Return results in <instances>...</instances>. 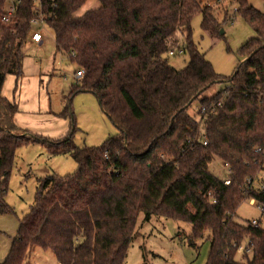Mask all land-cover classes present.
<instances>
[{
  "label": "trees",
  "instance_id": "trees-1",
  "mask_svg": "<svg viewBox=\"0 0 264 264\" xmlns=\"http://www.w3.org/2000/svg\"><path fill=\"white\" fill-rule=\"evenodd\" d=\"M86 1L41 2L56 49L84 70L68 98L95 93L120 128L100 146L74 142L73 117L72 132L56 140L15 123L19 105L2 89L8 74H23V47L39 8L22 0L6 24L8 0H0L6 32L0 42V215L15 212L6 193L19 148L38 142L52 157L69 155L78 165L72 174L39 179L35 202L0 264H23L33 246L53 250L60 264H126L140 212L147 220L157 215L191 223L188 239L195 247L209 232L205 264H264V210L257 226L237 217L246 198L264 206V12L249 0H234L256 38L241 45L249 58L225 89L205 95L223 76L192 40V20L201 13L202 28L222 36L212 5L98 0L101 6L76 15ZM177 49L189 55L179 69L168 60ZM196 100L206 108L199 119L188 112ZM70 104L62 116L71 115ZM215 158L229 163V184L209 169ZM246 238L252 256L241 261L236 253Z\"/></svg>",
  "mask_w": 264,
  "mask_h": 264
},
{
  "label": "rangeland",
  "instance_id": "rangeland-1",
  "mask_svg": "<svg viewBox=\"0 0 264 264\" xmlns=\"http://www.w3.org/2000/svg\"><path fill=\"white\" fill-rule=\"evenodd\" d=\"M249 2L256 9L264 12V0H249ZM202 3L214 7L224 30V34L220 37L212 36L205 31L201 25V13H197L192 20V40L206 54V58L212 62L215 70L223 76V80L204 92L205 95H212L218 90L225 89L229 84L228 78L244 63L246 58L241 55L239 49L248 39L256 38V32L242 15L235 12L234 0H202ZM99 6L101 5L98 0H87L85 5L76 11V15H82L87 10ZM41 30L44 33V44L37 46L30 39L26 41L23 47V74L20 78L8 74L2 89V92L7 93V97L15 98L18 105L21 101V106L25 108L22 112L25 114L21 116L23 126L28 127L26 129H31L35 134L56 140L66 136L68 129L72 132L73 117L77 127L73 140L80 146H100L109 137L120 135V128L102 109L95 93L78 91L68 98L73 85L78 81L76 77L78 67L66 54L56 49V34L47 22L43 27L41 26ZM168 60L179 69L187 64L189 55L187 52L176 53L169 55ZM39 75L42 79L37 82L34 77ZM26 78L32 80L36 86L35 88L28 86L27 91L22 95V84L25 83ZM39 83L41 86L38 89L42 91L41 95H39L40 91L36 90ZM25 95L27 98H24ZM69 101L71 115L64 117L61 113ZM34 104L37 107L35 113L27 114L30 111L28 106ZM199 108V100H196L188 108V112L199 119ZM16 155L6 193V201L15 212L0 215V263L8 255L13 238L19 229L20 219L35 202L39 179L51 173L66 176L74 173L78 167L73 157L64 154L52 157L38 142L19 148ZM224 162L220 158H215L210 163L209 169L220 178L227 176L228 170L223 166ZM237 217L239 221L258 220L261 217V209L257 207V203L251 204L246 198L237 209ZM138 220L136 235L128 249L126 264L206 263L210 250V241L207 238L209 232L195 247L189 243L188 236L192 231V225L187 221L157 215L147 220L144 212H140ZM248 240L246 238L239 246L236 253L238 260L244 261L247 254L252 256L251 252L245 251ZM23 264H60V262L53 250L33 246L30 256Z\"/></svg>",
  "mask_w": 264,
  "mask_h": 264
},
{
  "label": "built area",
  "instance_id": "built-area-1",
  "mask_svg": "<svg viewBox=\"0 0 264 264\" xmlns=\"http://www.w3.org/2000/svg\"><path fill=\"white\" fill-rule=\"evenodd\" d=\"M21 1L22 0H8V3L6 4L4 18L2 19L4 23L7 24L12 20V16L14 15V13L17 9V5L22 3ZM41 1L42 0H35L36 6L39 8V10H37L38 14L31 20L32 27L29 30L28 36H27V40L30 39L35 44H42L44 42L43 31L41 30V26L43 27L44 23L46 22V19H45V14L42 11V2ZM5 33L6 32L0 30V42L3 41V39H4L3 37L5 36ZM182 52H183V49L172 50V51H170V53H171L170 55L176 54V53L179 54ZM83 73H84L83 69L77 70V72H76L77 79H80L83 76ZM199 111L201 114H205L206 108L204 106H201ZM202 136L204 137V144H207L206 134H203ZM223 166L228 170V175H229L230 170H231L229 163L224 162ZM228 175L222 177L226 184L230 183V179H229ZM250 181L252 183H254V180L250 179ZM260 186L262 187V189H264V183H261ZM250 202H251V204L257 203L254 199H251ZM257 207L259 209H261V211L264 210V206L260 203H257ZM251 223L255 226L259 225V222L256 219H252ZM245 250H246V252L249 253V251H250L249 246Z\"/></svg>",
  "mask_w": 264,
  "mask_h": 264
},
{
  "label": "crops",
  "instance_id": "crops-1",
  "mask_svg": "<svg viewBox=\"0 0 264 264\" xmlns=\"http://www.w3.org/2000/svg\"><path fill=\"white\" fill-rule=\"evenodd\" d=\"M43 37H44V33H43ZM35 44V43H34ZM44 44V42L42 43V44H36L37 46H41V45H43ZM20 78V77H19ZM28 79L29 78H26L25 79V83L24 84H22V89H21V94L22 93H24L25 94V92L27 91V87L29 86V87H34L35 88V83H33V81L32 80H30L28 83H27V81H28ZM34 79L35 80H37V82H38V80H41L42 79V76H40L39 75V77L38 76H36V77H34ZM40 83H39V85H37V92L38 91H40V89H38V88H40ZM17 89H18V84H17V88L15 89L16 90V92H17ZM41 92L42 91H40V93H39V95H41ZM2 94L4 95V96H6L7 97V93H5V92H2ZM23 95V94H22ZM22 95H21V97H22ZM7 98H9V97H7ZM24 98H27V95H25L24 96ZM10 99V98H9ZM21 99V98H20ZM10 100H15V98L14 99H10ZM16 101V100H15ZM20 101V100H19ZM28 107H30L29 109H30V111L32 112H30V111H28L27 112V114L29 113V114H33V113H35L34 111H36V109H37V107H35V104L34 105H32V106H28ZM19 109L20 110H18V112L15 114V117H14V120H15V123L20 127V128H23V129H25V130H27V131H29V132H32V133H34L31 129H26V128H28V127H26L25 128V126H23V121H22V119H21V116L23 115V114H25V113H22L23 111H25V108L23 107V106H21V101H20V105H19ZM24 125H27L28 126V124H24ZM70 127V126H69ZM70 131V129H68V132ZM66 134H68L67 132H66Z\"/></svg>",
  "mask_w": 264,
  "mask_h": 264
},
{
  "label": "water",
  "instance_id": "water-1",
  "mask_svg": "<svg viewBox=\"0 0 264 264\" xmlns=\"http://www.w3.org/2000/svg\"><path fill=\"white\" fill-rule=\"evenodd\" d=\"M221 32H224V30H222ZM248 58H249V57H248ZM248 58H246V60H247ZM246 60H245V61H246ZM245 61H244V62H245ZM237 71H238V68L236 69V71L234 72V74L232 75V77L236 74Z\"/></svg>",
  "mask_w": 264,
  "mask_h": 264
}]
</instances>
